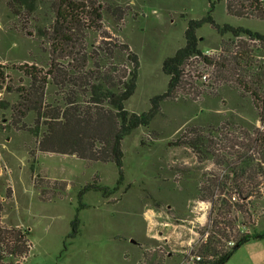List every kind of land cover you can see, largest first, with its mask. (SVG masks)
<instances>
[{
    "label": "rangeland",
    "instance_id": "obj_1",
    "mask_svg": "<svg viewBox=\"0 0 264 264\" xmlns=\"http://www.w3.org/2000/svg\"><path fill=\"white\" fill-rule=\"evenodd\" d=\"M71 1L84 6L80 18H89L95 8L102 18L98 28L73 26L66 30L64 36L72 41L63 46L54 26L64 0H0V103L6 107H0V128L5 129L0 131L1 223L31 232L33 249L23 264L29 260L28 264H192L200 246L216 232L217 222L221 221L218 229L226 227V208L221 210V201L229 198L228 191L235 197L232 201H238L230 181L228 190L215 189L212 200H202L209 176L223 181L231 167L220 163L229 157L221 138L260 128L259 106L238 88L236 75L193 60L178 97L163 101L150 126L138 128L123 140L121 167L41 152L45 127L40 125L35 133L34 111L28 110L20 118L18 126L24 128L10 126L13 108L21 102V87L32 91L44 85V99L51 108L63 109L68 99L85 108L89 99L82 92L85 74L129 68L126 53L118 48L127 45L137 55L139 68L137 88L125 107L131 113L148 112L151 99L167 90L164 60L184 46L188 21L202 19L210 9L208 0ZM211 2L217 24L264 34V21L228 16L225 0ZM197 35L200 49L208 57L219 58L224 42L233 52L248 47L256 61L264 64V46L247 36L221 37L208 24ZM54 64L61 66V72L53 79L48 76L45 85L41 78ZM31 66L38 69L36 85L25 75ZM224 126L226 130L218 131ZM202 129L208 131L201 132L206 137L201 153L187 143L195 138V130ZM208 140L216 144L209 147ZM46 176L67 184L65 192L61 196L56 192L50 201H43L35 186L39 182L49 197L55 186L39 178ZM259 180L258 199H249L245 213L230 210L227 217L235 224L226 231L229 239H220V250L231 248L241 235L264 230V179ZM143 208L156 213L154 240L145 249L132 242L147 241ZM75 219L78 225L73 235ZM69 234L73 237L66 238ZM259 241L240 246L226 264H260L253 258L264 253V242Z\"/></svg>",
    "mask_w": 264,
    "mask_h": 264
},
{
    "label": "trees",
    "instance_id": "obj_2",
    "mask_svg": "<svg viewBox=\"0 0 264 264\" xmlns=\"http://www.w3.org/2000/svg\"><path fill=\"white\" fill-rule=\"evenodd\" d=\"M208 1L210 9L206 16L200 20L192 19L188 21L184 46L177 50L173 56L164 60L162 70L168 77L167 90L162 95L151 99V108L148 112L142 114L131 113L125 107L137 88L139 60L127 45H122V47L119 45L118 48L127 55L129 68H113L104 71L100 69L98 72L89 70L85 74L82 83V86L85 87L82 92L89 94V99L85 102V108L75 106L76 101H72V99L65 100L63 109L55 106L51 108L44 99V85L40 88L33 87L32 91L30 88L21 87L18 90L21 102L13 108L14 122L10 123L7 120L5 123L7 125L10 123V126L14 128L22 129L24 125L22 127L18 126L22 123L20 118L26 115V111H34L37 114L35 133L37 134L40 125L45 127V133L40 141L41 152L76 156L89 164L113 163L121 167L124 158L123 140L138 128L150 126L153 119L160 112V105L163 101L178 97L177 92L180 86L186 84L183 81L186 68L193 60L196 63H203L204 66H215L230 76L233 73L238 78L235 80L238 88L245 94H249L254 103L259 106L262 128H256L252 133L241 130L239 131L240 135L228 136L227 134L225 138L222 136L221 143L229 157L222 158L223 160L220 163L231 167L228 168L229 173L223 181L221 178L216 180L215 176L210 175L205 189L207 194L202 196L203 201L212 200L215 189L216 192L221 188L226 190L228 181L234 185V193L238 196V201L233 202L232 198L234 196L228 191L229 198L221 201V210L223 211L226 208L223 214L226 224L225 229H218L221 222L218 221L214 235L207 237V240L198 250V255L202 259L200 264H226L240 246L252 240L264 239V230H256L251 234L236 238L234 245L228 250L222 251L219 248L220 239H229L226 231L232 230L235 224V220L233 221L227 217L230 210L234 208L237 212L244 214L249 199L253 196L258 199V187L261 184L259 179L262 177L264 179V64L256 61L254 52L248 47H241L240 51L233 52L232 47H228L229 44L224 42L222 44L223 54L219 58L208 57L200 49L197 32L203 25L208 24L221 37L228 34L234 38L247 36L250 40L258 42L262 46H264V34L248 29L234 28L227 24H217L212 16L214 3L211 0ZM225 4L228 16L264 21V6L259 0H225ZM80 10H84V6L71 0H64L62 7L57 12L54 31L61 38L59 40L63 46L72 41L68 35L64 36V33L68 29L71 30L73 26L76 28L82 26L92 29L98 28L96 24L102 18L99 13L100 9H93L89 14V18L85 17L83 19L79 17ZM62 45H58V48L63 53ZM225 54L227 55L225 56ZM60 67V65H52L45 77L41 78V82L46 85L48 83L46 81L47 77L51 76L53 79V75L57 71L58 73L61 72ZM28 69L30 70L24 73L36 85L39 80L38 69L35 66ZM0 77L2 78L3 74L0 73ZM7 90L13 91L10 87H7ZM31 105L36 107L34 108ZM0 107L6 110L3 103H0ZM23 110H25V113H22ZM19 114H21L20 117ZM56 128L62 131L66 129L65 133H59ZM2 130L5 129L0 128V131ZM222 130H226L225 126L224 129L223 127L218 128V131ZM206 131L208 130L202 129L200 132L195 130L193 132L195 138L187 145L202 153L201 147L206 137L201 132ZM215 131L218 133L217 130ZM208 143L209 147L216 144L214 140H208ZM209 154L215 156L214 153ZM39 178L55 186V188H50L52 190L49 197H45L48 193L42 189L41 184L38 182L35 185L43 201H50L53 197H56V192L59 193L58 196H61V192H65L67 185L65 182L52 181L47 176ZM77 225L78 219H75L72 223L73 235L76 234ZM70 237L73 236L69 234L66 238ZM32 249L30 231L22 227L7 228L2 225L0 220V264H23V260L29 258Z\"/></svg>",
    "mask_w": 264,
    "mask_h": 264
},
{
    "label": "crops",
    "instance_id": "obj_3",
    "mask_svg": "<svg viewBox=\"0 0 264 264\" xmlns=\"http://www.w3.org/2000/svg\"><path fill=\"white\" fill-rule=\"evenodd\" d=\"M143 215H144L143 222L146 225L145 235L147 237V241H145L146 239L144 238L145 240L144 239L143 240H137V241L136 240H132V242L136 243L139 247L145 249L146 245L148 243H150L151 240H154L153 239L154 238L153 237L154 236L153 233H154V226H155V222L154 221L155 220H154L153 216L156 215V213L154 211H151V210L147 211L146 208H143ZM148 222H150V223L148 224ZM116 238L121 239L122 236H116ZM130 238H132V236H130ZM259 242H264V239L259 241ZM64 246H65V244H64ZM253 258L256 259V261L260 262V264H264L263 263V261H264V253H258ZM29 261L27 262V264L29 263ZM135 264H138V261Z\"/></svg>",
    "mask_w": 264,
    "mask_h": 264
},
{
    "label": "built area",
    "instance_id": "obj_4",
    "mask_svg": "<svg viewBox=\"0 0 264 264\" xmlns=\"http://www.w3.org/2000/svg\"><path fill=\"white\" fill-rule=\"evenodd\" d=\"M259 2L264 6V0H259ZM260 128H262V126ZM234 200H235V198H234ZM192 260H193L192 264H200V262H201L202 259L197 254L196 257H194V259H192Z\"/></svg>",
    "mask_w": 264,
    "mask_h": 264
}]
</instances>
